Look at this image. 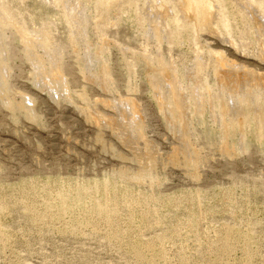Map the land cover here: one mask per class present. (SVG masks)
<instances>
[{"label": "rangeland", "instance_id": "374dc122", "mask_svg": "<svg viewBox=\"0 0 264 264\" xmlns=\"http://www.w3.org/2000/svg\"><path fill=\"white\" fill-rule=\"evenodd\" d=\"M0 264H264V0H0Z\"/></svg>", "mask_w": 264, "mask_h": 264}, {"label": "bare ground", "instance_id": "6f19581e", "mask_svg": "<svg viewBox=\"0 0 264 264\" xmlns=\"http://www.w3.org/2000/svg\"><path fill=\"white\" fill-rule=\"evenodd\" d=\"M112 103V102H111ZM113 105V104H112Z\"/></svg>", "mask_w": 264, "mask_h": 264}]
</instances>
